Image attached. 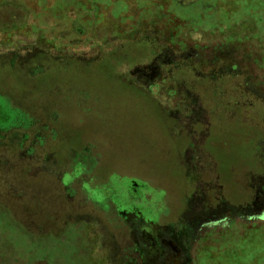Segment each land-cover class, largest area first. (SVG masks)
Returning a JSON list of instances; mask_svg holds the SVG:
<instances>
[{
	"label": "rangeland",
	"instance_id": "374dc122",
	"mask_svg": "<svg viewBox=\"0 0 264 264\" xmlns=\"http://www.w3.org/2000/svg\"><path fill=\"white\" fill-rule=\"evenodd\" d=\"M0 264H264V0H0Z\"/></svg>",
	"mask_w": 264,
	"mask_h": 264
}]
</instances>
